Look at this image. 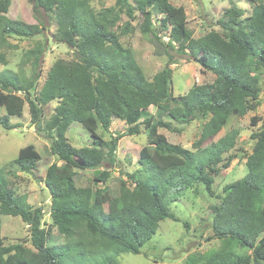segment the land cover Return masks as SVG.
<instances>
[{
    "label": "trees",
    "instance_id": "trees-1",
    "mask_svg": "<svg viewBox=\"0 0 264 264\" xmlns=\"http://www.w3.org/2000/svg\"><path fill=\"white\" fill-rule=\"evenodd\" d=\"M34 13H43L55 21L54 42L66 44L75 59H57L49 68L39 90H32L41 76L40 63L48 50L36 43L25 51L17 72H0V127L13 130L10 117L21 116L27 104L30 123L49 138L50 152L62 162L46 169L43 183L51 197L50 219L67 242L49 246V227L44 228L42 209L33 208L25 195H16L3 180L0 168L1 216L19 217L28 226L31 247L23 243L5 245L0 234V264H118L121 253L140 254L141 248L156 233L160 221L180 222L170 209L180 193L195 184L215 196L212 185L223 155L236 144L237 130L215 140L230 116L243 117L259 94L258 82L264 73V2L248 0L251 11L241 25L244 13L229 8L219 21L224 35L210 31L199 38L187 33L182 7L169 0H115L113 6L95 10L91 0H29ZM11 0H0V49L11 36L32 38L43 33L44 25L29 24L7 16ZM153 11L161 18L156 28ZM141 17L139 30L151 35L154 44L175 50L214 75L206 84H193L186 94L171 92V59L148 80L132 50L120 39L134 31L131 22ZM125 16L126 20L122 21ZM160 32L168 34L161 42ZM0 63L4 56L0 53ZM25 65L31 75L24 73ZM56 103L41 125L44 108ZM156 109L155 114L149 108ZM204 119L200 132L186 149L168 142L160 129L171 130V122L188 124ZM113 120L126 126L124 135L104 140L99 127L109 130ZM258 131L251 135L254 145L246 157L247 173L226 184L212 212L211 239L218 247L188 255L182 264H264V117L251 118ZM74 122L88 131L92 146L74 148L66 132ZM140 126L146 145L139 150L142 179L120 172L119 189L111 197L106 189L78 187L73 168L96 170L107 163L115 165L118 141L138 135ZM174 157L181 159L179 164ZM40 160L33 145L19 149L13 163L22 173L32 174ZM225 167V165H222ZM126 177L125 180L122 177ZM3 177V178H2ZM107 170L97 171L95 183H105ZM109 204L108 213L103 206ZM185 228L189 225L183 222ZM248 250V254H242Z\"/></svg>",
    "mask_w": 264,
    "mask_h": 264
},
{
    "label": "rangeland",
    "instance_id": "rangeland-1",
    "mask_svg": "<svg viewBox=\"0 0 264 264\" xmlns=\"http://www.w3.org/2000/svg\"><path fill=\"white\" fill-rule=\"evenodd\" d=\"M175 7H182L185 11L187 21V33L192 38H199L206 33L214 30L221 34L226 32L222 29L219 21L228 23L223 17L224 11L229 8H236L243 11V17L238 21L242 25L245 18L251 11V5L248 0H169ZM92 7L99 10L104 7L113 6L115 0H91ZM264 2V0H263ZM136 19L131 22L134 31L121 37L120 41L124 46L131 48L132 53L141 67L145 77L150 80L158 71H160L171 59L173 63L171 92L174 97L186 94L193 84H206L214 80V75L202 69L200 65L187 55H180L175 50L163 49V45L154 44L151 35H144L139 30L141 17L135 14ZM153 23L158 27V21L161 15L153 11ZM7 16L14 20H20L29 24L44 25L45 30L42 34L24 38L11 36L7 39V45L0 49L4 56L5 63H0V72L9 70L17 72L22 55L26 50L32 48L36 43H45L48 46L41 63V76L32 90H39L46 78V74L51 65L57 59L72 61L75 59L74 52L66 44L54 42L53 35L56 32L55 21L47 17L42 10L34 13L29 0H11ZM126 17H122L125 21ZM161 42L168 41V34L159 33ZM24 73L27 77L31 75V68L25 65ZM259 94L253 107L243 117L230 116L215 140L225 135L231 130L238 131V137L235 147L223 155V163L219 165V172L214 176L212 190L215 196H210L203 185L195 184L193 187L182 191L177 201L171 203L170 209L180 219V222H174L169 219L160 221L153 238L146 243L138 255L129 252L121 253L114 258L118 264H182L185 258L192 253H203L210 249L218 247V241L211 239V220L212 212L210 207L219 203L218 197L221 196L222 188L231 182L242 178L247 169L245 166L246 157L251 153L254 140L251 135L259 130L261 120L256 125L251 124V118L262 119L264 117V73L260 76ZM56 103H51L44 108L41 125L49 118ZM154 107L149 108V113L155 114ZM5 113L0 107V115ZM204 119L196 118L188 124L177 125L171 122V130L160 129L168 142L178 144L186 149L191 148L192 142L201 130ZM10 123L17 125L13 130H4L0 127V168L3 174V180L14 191L16 195H25L27 202L33 208L42 209L43 227H49L50 237L49 246H61L67 242V239L60 235L55 227L51 225L50 202L51 197L46 189L43 178L49 165L55 163L57 167L62 168L63 164L57 157L50 152V139L43 133L37 131L36 126L30 123L27 104L24 105L21 116L10 117ZM138 135L123 136L117 145L115 156V165L109 166L103 163L96 170L73 168L76 173L75 183L78 187H90L93 190L106 189L111 197H115L119 189L120 172L135 174V177L142 179L146 174L143 168L138 164L139 150L146 145V134L143 127ZM126 126L113 120L107 132L101 127L97 130L98 136L104 140H110L117 135H124ZM68 142L74 148L92 146V139L89 133L79 123L74 122L66 132ZM33 145L40 155L37 168L32 174L22 173L13 163L17 157L19 149ZM174 162L179 164L181 159L174 157ZM222 165H225L222 166ZM107 170L109 178L105 183H95L93 177L98 171ZM142 177V178H141ZM123 180L126 177H122ZM0 183L2 179L0 177ZM218 196V197H217ZM104 211L108 213L111 209L109 204L103 206ZM183 222L188 223L185 228ZM1 237L4 244L11 245L23 243L26 247H31L30 233L19 217L1 216ZM248 250H243L242 254H248Z\"/></svg>",
    "mask_w": 264,
    "mask_h": 264
}]
</instances>
